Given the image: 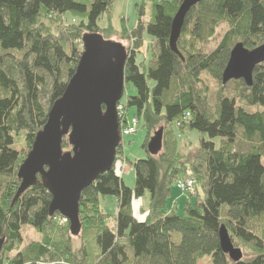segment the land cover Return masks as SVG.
Returning <instances> with one entry per match:
<instances>
[{
	"label": "trees",
	"instance_id": "1",
	"mask_svg": "<svg viewBox=\"0 0 264 264\" xmlns=\"http://www.w3.org/2000/svg\"><path fill=\"white\" fill-rule=\"evenodd\" d=\"M114 1L0 0V264H198L206 257L211 264H264V63L255 67L251 87L232 81L234 97L222 94L227 84H221L237 43L248 50L264 44V0H201L177 41L183 61L168 45L181 0H151L148 19L142 4L132 29L124 20L121 30L110 23L103 28L99 21L109 20ZM221 24L227 30L205 54L203 45ZM84 34H123L124 85L134 91L127 109L146 136L145 157L127 160L133 189L113 166L82 191L76 247L68 221L49 216L51 196L39 180L14 198L18 168L75 72ZM201 74L219 86L214 105ZM160 129L161 150L152 155L147 145ZM191 132L200 134L196 150L182 141ZM21 137L23 151L15 145ZM240 144L249 149L240 152ZM68 148L63 138L62 149ZM185 178L202 196L191 204L187 195L182 211H169L170 189ZM145 195L148 204L136 215L134 203ZM104 197L118 204L112 225ZM222 225L241 250L238 262L220 248ZM23 226L40 241L24 244Z\"/></svg>",
	"mask_w": 264,
	"mask_h": 264
},
{
	"label": "water",
	"instance_id": "2",
	"mask_svg": "<svg viewBox=\"0 0 264 264\" xmlns=\"http://www.w3.org/2000/svg\"><path fill=\"white\" fill-rule=\"evenodd\" d=\"M201 0H181L172 19L169 49L182 61L177 50L184 19ZM82 53L64 93L47 115L43 128L37 133L26 158L19 166L20 185L14 200L39 183L51 196L49 216L58 213L69 223L72 237L81 230L79 201L81 193L113 168L120 144L116 107L124 94V67L127 51L119 43L105 40L99 34H84ZM264 63V44L248 50L237 43L231 50L221 75V84L243 81L251 87L256 66ZM162 129L147 145L150 154L161 150ZM66 138L69 151L62 149ZM220 248L232 261L242 258L234 248L225 226L218 232Z\"/></svg>",
	"mask_w": 264,
	"mask_h": 264
},
{
	"label": "rangeland",
	"instance_id": "3",
	"mask_svg": "<svg viewBox=\"0 0 264 264\" xmlns=\"http://www.w3.org/2000/svg\"><path fill=\"white\" fill-rule=\"evenodd\" d=\"M158 1V0H156ZM142 4H144V9H145V14L146 17L145 19L149 18L150 15V8H151V0H115L113 3V6L111 8L110 11V17L109 20H107V15H104L102 17V19L99 21V25L101 27H107L108 23L111 24V26H113L116 30H121L122 27V21H125V27L128 29H132L133 27L136 26L137 23V16H138V7L141 6ZM226 26L221 24L219 25V27L217 28V31L215 33V36L209 40L208 42H206L203 45V51L204 53H210L212 52L216 46L218 45V43L220 42L222 36L224 35L225 31H226ZM123 34L121 35H115L112 36L109 39H104L108 40V41H112V42H117L119 44H121L122 46L125 47V49L127 50L128 44L125 41L126 39H123ZM146 38V36H145ZM82 48V46H81ZM129 52V50H128ZM201 80H203L205 83L208 84V88H209V104L210 105H214L215 101H216V91H218L219 86L217 85L216 81L214 79H212L208 74H201L200 75ZM125 91H127V93H125V95L123 96V98L121 99L120 103L121 104H126V94L128 95V93H134L133 89L131 86L126 87L125 86ZM222 94L228 96V97H234L236 94L235 91V83L230 81L229 83H227L226 87L224 88V90L222 91ZM45 102V100H44ZM118 105V104H117ZM250 110V109H249ZM129 115L132 114V110H128ZM140 123V121H139ZM161 125L157 126V129L160 127ZM120 133V131H119ZM145 136H146V130L143 126L142 123H140V127L138 129V133H136L134 136L131 137H127L124 140V147L126 148V162L123 163L121 162V157H120V146L119 148L117 147V151H116V157H115V162H114V168L116 169V171H118V175L119 177H122L124 184L133 189L134 185H135V173L133 168L129 165L128 161H132L133 159H142L143 157H145V153L142 150V145H143V141L145 140ZM199 139H200V134L197 132H191L189 134H187L185 137L182 138V141H185L186 143H190L189 147L191 150H196L199 147ZM220 139H216L214 140L216 142V144L218 145ZM15 145L17 148H19L21 151H23V147H24V141L21 138L16 139L15 141ZM237 150H239L240 152H246L249 148L243 144H240L239 147L236 148ZM70 148H68L67 150L64 149V151H69ZM125 164V165H123ZM120 172H123L120 175ZM171 191V195L173 194L174 196L176 195L178 197V201L175 203V210L179 209L180 206V211H182V207L187 203V194H183L181 191H179L174 185L171 187L170 189ZM200 193V194H198ZM171 195L170 198L168 200V208H172V201H171ZM175 196V197H176ZM202 194L201 192H199V189H195L194 193L192 195H190V199H191V204H194L193 202L195 200H200L199 198H201ZM138 201L141 202V204L146 208L147 204H148V195H145L143 198L139 199ZM138 201H136L134 203V205L136 203H138ZM101 204H102V209L105 213H107L108 215H110L111 217L109 218V224L112 225L113 224V217L112 215H114L116 213L117 210V201L114 197H104L101 199ZM178 204V205H177ZM170 211V209H169ZM21 233H22V237L24 239V244H28L30 242H35V241H40V236L38 233H36V231H34L31 227L29 226H23L21 229ZM73 239L75 240V246L78 247L80 245V241L79 238L77 237H73ZM198 264H211L210 262V258L206 257L205 259L199 261Z\"/></svg>",
	"mask_w": 264,
	"mask_h": 264
},
{
	"label": "built area",
	"instance_id": "4",
	"mask_svg": "<svg viewBox=\"0 0 264 264\" xmlns=\"http://www.w3.org/2000/svg\"><path fill=\"white\" fill-rule=\"evenodd\" d=\"M118 122H119V131H120V157L121 162H126V148L124 147V140L127 137L135 135L137 133V128L139 126V122L136 117L129 115L127 109V103L121 104L119 103L116 107ZM118 146V148H119ZM125 165V164H123ZM123 172H120V175ZM177 188L183 193L187 195H192L195 190V181L191 178L185 179H177L175 182ZM59 223H65L67 220L63 217L58 219Z\"/></svg>",
	"mask_w": 264,
	"mask_h": 264
},
{
	"label": "crops",
	"instance_id": "5",
	"mask_svg": "<svg viewBox=\"0 0 264 264\" xmlns=\"http://www.w3.org/2000/svg\"><path fill=\"white\" fill-rule=\"evenodd\" d=\"M171 195V194H170ZM176 196V195H175ZM173 194L171 195V201H172V208H169L170 209V211H174V212H176V213H179L180 212V206H179V209L178 210H175L174 209V207H175V203L179 200L178 199V197L176 196L175 197ZM178 205V204H177ZM138 207L139 208H142L143 207V205L141 204V202L140 201H138V203H136L135 205H134V213L137 215V210H138ZM144 208V207H143Z\"/></svg>",
	"mask_w": 264,
	"mask_h": 264
},
{
	"label": "clouds",
	"instance_id": "6",
	"mask_svg": "<svg viewBox=\"0 0 264 264\" xmlns=\"http://www.w3.org/2000/svg\"><path fill=\"white\" fill-rule=\"evenodd\" d=\"M123 96H124V94H123ZM123 98V97H122ZM126 98H127V94H126Z\"/></svg>",
	"mask_w": 264,
	"mask_h": 264
}]
</instances>
